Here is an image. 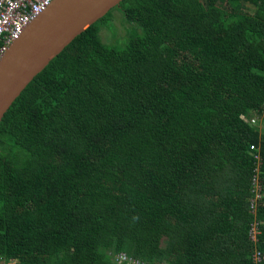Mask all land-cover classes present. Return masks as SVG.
<instances>
[{"label": "trees", "instance_id": "16d2710c", "mask_svg": "<svg viewBox=\"0 0 264 264\" xmlns=\"http://www.w3.org/2000/svg\"><path fill=\"white\" fill-rule=\"evenodd\" d=\"M0 262L264 264V0H121L54 56L0 120Z\"/></svg>", "mask_w": 264, "mask_h": 264}, {"label": "water", "instance_id": "95a60500", "mask_svg": "<svg viewBox=\"0 0 264 264\" xmlns=\"http://www.w3.org/2000/svg\"><path fill=\"white\" fill-rule=\"evenodd\" d=\"M121 0H53L13 41L0 61V120L48 62Z\"/></svg>", "mask_w": 264, "mask_h": 264}, {"label": "built area", "instance_id": "2783aa9c", "mask_svg": "<svg viewBox=\"0 0 264 264\" xmlns=\"http://www.w3.org/2000/svg\"><path fill=\"white\" fill-rule=\"evenodd\" d=\"M52 1L0 0V61L24 28L44 11ZM0 264L2 263L0 262Z\"/></svg>", "mask_w": 264, "mask_h": 264}, {"label": "rangeland", "instance_id": "374dc122", "mask_svg": "<svg viewBox=\"0 0 264 264\" xmlns=\"http://www.w3.org/2000/svg\"><path fill=\"white\" fill-rule=\"evenodd\" d=\"M254 118H256V119H257L258 117L254 116ZM251 233H252V232H251ZM251 237H254V233H253V234H251Z\"/></svg>", "mask_w": 264, "mask_h": 264}]
</instances>
